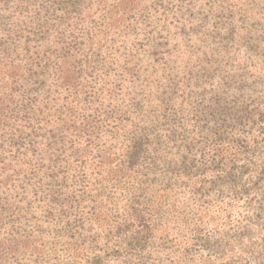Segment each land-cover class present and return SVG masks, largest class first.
<instances>
[{"label": "trees", "instance_id": "1", "mask_svg": "<svg viewBox=\"0 0 264 264\" xmlns=\"http://www.w3.org/2000/svg\"><path fill=\"white\" fill-rule=\"evenodd\" d=\"M26 3L0 48V264H261L217 231L236 226L239 192L197 196L240 185L264 202V15L207 0L202 37L150 52L127 47L147 0Z\"/></svg>", "mask_w": 264, "mask_h": 264}, {"label": "rangeland", "instance_id": "2", "mask_svg": "<svg viewBox=\"0 0 264 264\" xmlns=\"http://www.w3.org/2000/svg\"><path fill=\"white\" fill-rule=\"evenodd\" d=\"M35 1V0H30ZM96 0H86L87 4L92 5L93 7H96L97 4L95 3ZM147 5L145 6V11H148L149 14L153 15V18H151V21H158L160 20V25H166L168 27V35L166 32L163 33H149L152 29V25L147 24L150 23L149 17H145L148 15L144 12V16L140 20V23H143L145 25H149L147 28L145 26L139 25L137 29L132 31L130 34V37L127 40V47H131L132 49H149L150 52H153L154 49H152L153 45H156L157 43H165L166 45L162 46V49L170 51L172 50L173 44L176 41L182 40L183 44H190L191 42H196L198 38L203 36L204 32H207L206 29L209 27L204 23L203 16H206V12L208 10L207 0H147ZM160 3L165 4V7L159 6ZM184 5V6H182ZM194 5V6H193ZM27 3L26 0H0V48L3 47H13L14 46V39L8 38L7 32L2 29L9 28L12 24H15L18 19H16L17 15L15 14L17 12H14L15 9L17 11H22V15L27 14ZM182 6V7H181ZM204 7V10L202 9ZM245 8H250L252 11L259 12L264 15V0H248L247 7L244 5ZM79 7L72 8L71 15H77ZM165 8H168L167 11H165ZM249 9V10H250ZM154 10L157 11L156 14H152ZM143 13V12H142ZM142 13L138 14L135 18V25L139 24L136 21V18H139V15H142ZM157 17V19L155 18ZM199 17V18H198ZM262 18L260 21V24H264V17L261 15L259 16ZM143 18L147 20L145 23L143 21ZM196 18L200 19L197 20ZM203 19V21L201 20ZM206 19H209L207 17ZM212 23L217 21L216 19H210ZM156 22L155 24H157ZM21 25V23H18ZM101 24V20L97 14V16L89 15L84 17V27L88 29H95V31L98 30V26ZM102 25V24H101ZM30 27H37V23L30 24L26 23L22 26V29L28 30ZM28 33L22 32L23 36H26ZM124 32L119 30L114 36L113 40L109 43L110 47L108 48V52L112 51L113 54L115 53L118 56H121L124 52V46L125 38H123ZM167 36V37H166ZM223 37L225 34L222 35ZM181 43V42H180ZM150 46V47H149ZM263 47H260L256 49L255 51H259L260 53H263L262 50ZM255 51L252 53H247V59L248 63H252L256 61V55ZM147 62L142 63V69L144 68L145 64ZM161 73V71H160ZM194 95V94H193ZM192 95V96H193ZM198 102V101H196ZM195 104V103H194ZM188 111H192L193 108L191 105L187 106ZM257 158H264V143L260 145V149L258 150ZM257 168L258 167V161L252 163L249 168ZM216 191L213 190L212 194L209 192V187L206 186L204 188V191H202L201 194H198L197 199H200V202L206 200V199H215L216 195H218L221 192L227 193L229 190H236L239 193V197H242V200L237 202L236 206L233 208L234 210L231 212V217L234 226L233 228H229L228 226L222 227L219 224V227L217 228V231H220L222 234L220 236H227L228 244L226 245V249L234 248L235 250L238 249L239 246L251 255L254 254V256L259 257V261L261 264H264V202H262V198L256 199V197L253 196L255 193L254 188L248 187L245 191L239 188L240 185H237V187H231L227 186L224 187L223 185H216ZM188 194L185 199L182 200V210L184 211L186 216L192 217L200 216V211L197 210L195 206V210L189 211V207L193 208L195 198L193 197V200L191 198H188ZM190 197V196H189ZM194 201V202H193ZM198 212V214L193 215V212ZM223 214V213H221ZM203 224V231H206L209 229V224L202 223ZM222 227V229L220 228ZM231 237V238H230ZM156 255V254H155ZM48 264V262L46 263ZM175 264V263H174ZM179 264V263H177ZM215 264V263H214ZM252 264H254L252 262Z\"/></svg>", "mask_w": 264, "mask_h": 264}]
</instances>
